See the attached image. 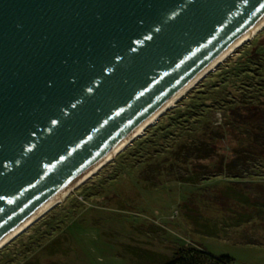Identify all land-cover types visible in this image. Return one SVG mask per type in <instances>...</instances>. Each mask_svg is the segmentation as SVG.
<instances>
[{
  "label": "water",
  "instance_id": "1",
  "mask_svg": "<svg viewBox=\"0 0 264 264\" xmlns=\"http://www.w3.org/2000/svg\"><path fill=\"white\" fill-rule=\"evenodd\" d=\"M262 14L264 0H0V237Z\"/></svg>",
  "mask_w": 264,
  "mask_h": 264
},
{
  "label": "rangeland",
  "instance_id": "2",
  "mask_svg": "<svg viewBox=\"0 0 264 264\" xmlns=\"http://www.w3.org/2000/svg\"><path fill=\"white\" fill-rule=\"evenodd\" d=\"M254 50L260 52L258 61L252 58ZM257 69L264 72V26L62 202L2 246L0 264H161L183 244L229 255L232 264H264V203L216 204V189L237 182L225 173L189 184L172 181L161 170L176 143L206 121L223 132L213 141L219 155L228 158L247 132L264 146L263 131L255 133L228 114L249 96L264 99ZM243 167L240 180L260 183L263 190L257 189L264 192V152L247 155ZM146 169H151L147 176L164 181L151 187L140 177Z\"/></svg>",
  "mask_w": 264,
  "mask_h": 264
},
{
  "label": "trees",
  "instance_id": "3",
  "mask_svg": "<svg viewBox=\"0 0 264 264\" xmlns=\"http://www.w3.org/2000/svg\"><path fill=\"white\" fill-rule=\"evenodd\" d=\"M259 53L257 50H254L252 58L258 61ZM233 70H236V68L232 67L231 71ZM256 72H258V77L256 78L264 82L263 70L257 69ZM262 86H264V83H262ZM196 91H199V89H196ZM261 96L262 94L255 99L249 96L247 101L242 100L238 103L242 105L229 108L228 114L233 116L234 119L236 118L234 121L237 124L241 122L240 124L248 126L250 128L249 130L255 133L258 131L264 132V99L260 98ZM240 110H243V112H240ZM179 121L180 119H175V122L179 123ZM229 128L231 131L230 126ZM222 135L223 132L219 125L211 126L207 121L204 122L199 131L187 135L184 139L176 143L171 150L172 153L169 156V162L166 161L167 159L164 160L168 164L163 166L161 170L165 171V174L169 175L172 181L189 184L196 183L201 179H207L218 173H225V176L233 177L231 181H237L242 186L239 187L237 182H229L219 189L217 188L212 198L216 204L218 203L220 206L226 205L229 200L234 201V203H237V201L251 204L264 203V192L258 191L257 189L260 188V190H263V186L260 183H245L248 180H240L245 176L244 170L246 167H243V165L247 160V155L264 152V146L254 139V133L247 132L232 147L231 155L226 158L222 154H218L215 142H213L219 138L221 139ZM232 135L236 136V134ZM146 171L140 177L146 183H149L151 187H155L164 181L154 171H152L154 177L158 176L160 180L150 178L145 173L151 175V169H146ZM165 174L163 173L162 176H165ZM249 187H253V189L249 192L244 190V188ZM187 204H189V200ZM255 207L257 210L262 209L259 206ZM161 264H232V258L229 255H212L201 245L183 244L174 250L173 256L169 260Z\"/></svg>",
  "mask_w": 264,
  "mask_h": 264
},
{
  "label": "bare ground",
  "instance_id": "4",
  "mask_svg": "<svg viewBox=\"0 0 264 264\" xmlns=\"http://www.w3.org/2000/svg\"><path fill=\"white\" fill-rule=\"evenodd\" d=\"M264 26V14H262L257 20H255L246 30H244L237 38H235L230 44L219 52L215 58L199 73L194 75L191 79L186 81L175 93H173L166 101H164L157 109L143 118L137 123L131 130L123 135L110 149H108L102 156L93 161L89 166L80 171L74 176L65 186H63L52 197L43 202L37 209L29 214L24 220H22L17 226L10 229L0 237V248L8 243L11 239L21 233L25 228L32 224L43 213L48 211L54 205L62 202L66 196L84 180L91 177L96 173L109 159H111L120 149L128 144L133 138L143 132V130L150 124H152L157 117L165 111L168 107L174 105V103L183 96L194 84L207 72L213 70L217 64L226 59L232 51L240 46L244 41L249 40L260 28Z\"/></svg>",
  "mask_w": 264,
  "mask_h": 264
}]
</instances>
